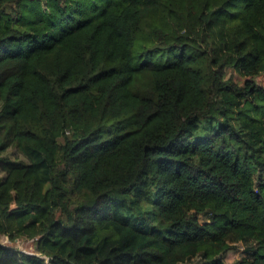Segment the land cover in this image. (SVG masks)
Segmentation results:
<instances>
[{
  "label": "trees",
  "instance_id": "16d2710c",
  "mask_svg": "<svg viewBox=\"0 0 264 264\" xmlns=\"http://www.w3.org/2000/svg\"><path fill=\"white\" fill-rule=\"evenodd\" d=\"M0 173V264H264V0H0Z\"/></svg>",
  "mask_w": 264,
  "mask_h": 264
},
{
  "label": "rangeland",
  "instance_id": "374dc122",
  "mask_svg": "<svg viewBox=\"0 0 264 264\" xmlns=\"http://www.w3.org/2000/svg\"><path fill=\"white\" fill-rule=\"evenodd\" d=\"M9 156H11V158L13 160L16 159H23L20 156H18L17 154H15V151L10 150L9 151ZM19 157V158H18ZM0 177H2V173H0ZM0 243L2 244H6V245H11L14 248H17L19 250H22L24 252L27 253H33V243L31 241H24V240H20L14 243H9L8 240L6 238H3ZM241 253H242V247L238 246L237 248H235L234 250H232L231 252L228 253L227 257H226V263L227 264H233L234 262H236L237 260H239L241 258Z\"/></svg>",
  "mask_w": 264,
  "mask_h": 264
}]
</instances>
